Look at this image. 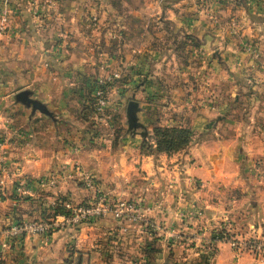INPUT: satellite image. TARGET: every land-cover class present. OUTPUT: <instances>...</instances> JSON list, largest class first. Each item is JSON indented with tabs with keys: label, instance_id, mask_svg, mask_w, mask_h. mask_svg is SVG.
Segmentation results:
<instances>
[{
	"label": "rangeland",
	"instance_id": "obj_1",
	"mask_svg": "<svg viewBox=\"0 0 264 264\" xmlns=\"http://www.w3.org/2000/svg\"><path fill=\"white\" fill-rule=\"evenodd\" d=\"M96 5L105 11L94 10ZM24 39L35 58L29 60L28 68L25 60L16 68L40 74L38 93L29 87L35 85L24 71L9 69L13 66L7 59L11 43ZM74 48L80 55L63 56L73 53ZM0 59L6 62L0 65V167L20 162L8 159L10 151L30 148L39 135L40 142L50 135L51 145L57 144L55 137L61 139V144L68 145L67 152H78L82 160H73L62 170L37 180L25 177L16 164V181L33 180L48 196L57 190L65 199L64 205L92 202L98 196H106L114 203L133 204L142 218L109 214L72 227L79 229L105 218L120 223L107 227L113 234L102 238V244L115 246L111 249L116 251L110 254L113 264H124L126 259L131 263L140 260L139 264H216L209 257L196 262L187 252V229L194 222L188 217L193 212L179 205V218L171 222L169 212L175 208L174 198L169 189H160L167 184L163 174L158 173V183H148L152 179L143 178L148 185L141 186L142 194L133 196L134 190L119 187L112 196L102 188L107 174L100 172L102 177L91 165L93 158L110 164L127 149L123 146L151 156L155 165L170 167L179 163L181 158L176 161L174 155L188 147L171 153L155 150L157 126L190 128L194 142L204 131L202 120L209 121L211 131L227 117L257 118L264 124V0H0ZM77 65L82 69L78 70ZM52 75L56 76V84L52 85L50 101L45 98L43 88L49 87L43 80L48 81L49 76L53 81ZM25 89L32 90V97L43 102L52 115L16 102L15 95ZM98 90L106 99L104 106L99 104ZM132 99L139 102L138 117L144 127L129 128L127 107ZM195 122H200V130L194 128ZM84 173L93 177L94 188L87 185ZM106 182L110 185L111 180ZM153 187L156 190L150 189ZM165 196L169 198L164 200V206L160 198ZM158 207L162 219L153 225L149 217L155 219L154 214L148 211ZM164 211L168 212L163 214ZM24 219L42 218L24 217L18 221ZM133 226L152 234L145 242L147 247L118 251L123 241L129 246L136 241L130 231ZM225 232L216 229L211 239L218 240L220 236L225 240ZM158 233L160 236H155ZM24 237H8L6 245H18ZM156 239L161 241L156 243ZM79 255L75 256L73 250L68 261L80 260Z\"/></svg>",
	"mask_w": 264,
	"mask_h": 264
},
{
	"label": "crops",
	"instance_id": "obj_2",
	"mask_svg": "<svg viewBox=\"0 0 264 264\" xmlns=\"http://www.w3.org/2000/svg\"><path fill=\"white\" fill-rule=\"evenodd\" d=\"M114 6L120 8L119 5ZM102 8L105 11L104 7L94 6V10L97 11ZM58 20L61 21V17ZM64 23L66 24V21ZM18 44L16 40L10 45L11 50L7 59L8 64L12 63L13 66L9 69L24 71L23 74L29 81H32V85H35L34 88L28 84L29 87L38 93L40 90L36 89V86L41 84H39L40 74H34V71L31 73L29 69L16 68V64H23L24 60L28 68L31 64L29 60L32 62L33 56L35 58L34 51H30V45L25 39ZM67 55L76 56L80 53L77 48H74L73 53L63 56ZM4 62L0 59V65ZM74 69H76L75 65ZM77 69H82V66L77 65ZM52 76H54L53 81L51 80L53 78L49 76L48 81L46 78L43 80V83L49 87V90L43 88L45 98L46 100L50 98V101H52L54 92L52 85L56 84V76ZM195 124L196 127H194ZM195 124L193 127L200 130L198 126L200 122H195ZM201 129L204 131L200 132V137L192 141L184 152L174 155L176 161L180 158L181 161L170 167L162 163L155 165L151 156L138 154L136 148L125 146L123 147L127 149H123L124 153L121 152V156L112 160L110 164L104 165L93 158L91 167H96V171L102 177H104L102 174H107L108 179L103 178L102 180V188L110 195L118 192L121 187L122 190H134L133 196H137L144 192L141 186L148 185L143 178L152 179L148 183L151 181L158 183L161 181V179L158 181V173L163 174L162 178L167 184L162 185L160 189L164 187L165 191L169 189L171 197L174 198L175 208L173 212H169L171 222L179 218V211L182 210L179 205H186V208L193 212L188 217L194 222L187 229L190 243L186 250L192 254L196 262H203L209 257L216 264H264V255L248 251L238 253L229 241L211 239V232L216 229L225 230V233L233 238L264 236V124H261L257 118L232 120L227 117L212 131L209 121L202 120ZM220 130L223 133H220ZM39 136L36 140L34 139L30 148L17 152L11 150L8 156V159L21 160L20 162L14 161V163L20 166V171L26 174L25 177L37 180L46 173L62 170L63 166L71 164L73 160H82L78 152L68 153V145L61 144V139L55 137L54 142L57 144L51 145L50 135L42 137L44 141L42 139L41 142L38 140ZM112 154L113 156L119 155ZM85 163L87 164L86 161ZM16 164L5 165V169L0 167V264H110V262L113 264L111 259L114 257L110 254L116 251V249H111L115 246L102 244L103 236L113 234L107 227L112 226L111 224H120L112 218H105L100 223L88 226L83 225L79 229L78 226L58 230L47 237L27 235L18 245H4L9 241L6 230L11 224L24 217H42L44 204L51 205L52 200L60 196L57 190L48 196L49 193H45L43 187L39 185H33L32 195L19 193V182L16 181L17 174L13 169ZM106 180H111L110 185ZM150 189L156 190L154 187ZM79 190L77 189V193L82 195ZM85 191L84 194H87L88 191ZM166 198L169 197L160 198V204L164 203L165 206ZM161 211L159 207L148 211L154 214L155 219L149 217V220L154 222L153 225L158 224V221L162 219L160 216L162 213L159 214ZM167 212L164 211L163 214ZM130 231L137 238L134 244L129 246L126 245V241H123L118 244L117 250L119 251L120 248L121 252L144 250L147 247L145 242L152 234L144 232L139 226L131 227ZM155 236L158 237L160 234H155ZM160 241L158 239L156 243ZM73 250L75 256L80 254V260L68 261V256ZM121 260L124 261V258ZM123 263L139 264L140 260L131 263L126 259Z\"/></svg>",
	"mask_w": 264,
	"mask_h": 264
},
{
	"label": "built area",
	"instance_id": "obj_3",
	"mask_svg": "<svg viewBox=\"0 0 264 264\" xmlns=\"http://www.w3.org/2000/svg\"><path fill=\"white\" fill-rule=\"evenodd\" d=\"M97 96L100 106H104L106 104V99L103 96L102 90L97 91ZM84 176L87 185L90 188H94L95 183L93 177L86 173H84ZM37 184H39V181ZM33 185L34 183L32 181L23 180L19 182L18 191L21 194H31L35 186ZM51 204L55 205V201H52ZM65 207L70 210V214H58L47 220L24 219L17 221L11 224L6 230L7 236L11 239H21L27 235H48L58 228H72L84 222H93L100 217H107L109 214H113L116 218H121L124 215H135L136 218H142L133 204L126 201L114 203L106 196H98L95 201L89 203H79L75 205L67 203ZM224 236L226 237L225 240L229 241L238 253L248 251L254 254L264 255V236L233 238L227 233H224ZM217 239L220 240V236H217Z\"/></svg>",
	"mask_w": 264,
	"mask_h": 264
},
{
	"label": "trees",
	"instance_id": "obj_4",
	"mask_svg": "<svg viewBox=\"0 0 264 264\" xmlns=\"http://www.w3.org/2000/svg\"><path fill=\"white\" fill-rule=\"evenodd\" d=\"M156 132V144L157 148L155 150L160 152L171 153L174 151H179L188 147L192 141V130L187 127L173 126V127H164L157 126L155 127ZM149 135H146V138ZM147 139H145L146 141ZM55 205H46L43 206L42 219L47 220L51 217L58 214H70V210L67 209L64 205L65 199L62 196L55 197ZM89 203V202H83Z\"/></svg>",
	"mask_w": 264,
	"mask_h": 264
},
{
	"label": "water",
	"instance_id": "obj_5",
	"mask_svg": "<svg viewBox=\"0 0 264 264\" xmlns=\"http://www.w3.org/2000/svg\"><path fill=\"white\" fill-rule=\"evenodd\" d=\"M33 91L30 89H25L18 92L15 95L16 102L25 104L26 106L33 107V110L39 109L40 111L52 115V112L47 108V106L40 100L32 97ZM140 111L139 102L132 99L129 101L127 107V116L130 129H136L138 127H144V124L140 122L138 117V112Z\"/></svg>",
	"mask_w": 264,
	"mask_h": 264
}]
</instances>
